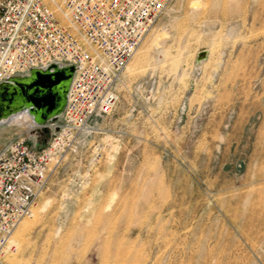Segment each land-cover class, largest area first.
Wrapping results in <instances>:
<instances>
[{"label": "rangeland", "instance_id": "obj_1", "mask_svg": "<svg viewBox=\"0 0 264 264\" xmlns=\"http://www.w3.org/2000/svg\"><path fill=\"white\" fill-rule=\"evenodd\" d=\"M11 239L5 264H264V0H168Z\"/></svg>", "mask_w": 264, "mask_h": 264}, {"label": "built area", "instance_id": "obj_2", "mask_svg": "<svg viewBox=\"0 0 264 264\" xmlns=\"http://www.w3.org/2000/svg\"><path fill=\"white\" fill-rule=\"evenodd\" d=\"M167 2L0 0V84L32 70L73 67L62 111L35 125L55 129L49 146L38 150L16 136L0 149V264L14 247L13 229L32 214L61 155L93 116L114 109L123 72Z\"/></svg>", "mask_w": 264, "mask_h": 264}, {"label": "water", "instance_id": "obj_3", "mask_svg": "<svg viewBox=\"0 0 264 264\" xmlns=\"http://www.w3.org/2000/svg\"><path fill=\"white\" fill-rule=\"evenodd\" d=\"M54 67L53 71L32 70L27 77L13 79V84H0V106H30L39 122L54 118L65 103V87L73 72L72 66Z\"/></svg>", "mask_w": 264, "mask_h": 264}, {"label": "bare ground", "instance_id": "obj_4", "mask_svg": "<svg viewBox=\"0 0 264 264\" xmlns=\"http://www.w3.org/2000/svg\"><path fill=\"white\" fill-rule=\"evenodd\" d=\"M55 68V67H53ZM49 68H46L48 70ZM69 84L66 85L65 88L68 89ZM67 92V91H66ZM64 104V103H63ZM9 109H5L3 105L0 106V123L10 124H27L28 126L40 125V122L37 121L36 116L32 110V107H27L22 105V107L15 106V104H9ZM64 105H62L61 109L58 110L56 115H58Z\"/></svg>", "mask_w": 264, "mask_h": 264}]
</instances>
